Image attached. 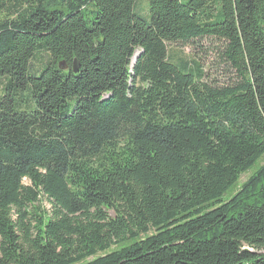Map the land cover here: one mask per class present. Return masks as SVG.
<instances>
[{"label": "trees", "instance_id": "1", "mask_svg": "<svg viewBox=\"0 0 264 264\" xmlns=\"http://www.w3.org/2000/svg\"><path fill=\"white\" fill-rule=\"evenodd\" d=\"M262 156L264 0H0V264H264Z\"/></svg>", "mask_w": 264, "mask_h": 264}, {"label": "rangeland", "instance_id": "2", "mask_svg": "<svg viewBox=\"0 0 264 264\" xmlns=\"http://www.w3.org/2000/svg\"><path fill=\"white\" fill-rule=\"evenodd\" d=\"M219 42L214 39L200 40L192 45L189 44H172L168 46L170 57L173 60L181 61H196L204 69L205 74L209 79L224 83L228 80L231 74L226 67L222 65L219 58L218 47ZM41 59V58H39ZM31 67L38 68L39 63L36 60L31 61ZM264 164V156L253 166V168L242 175L237 184L227 193L223 200L232 197L240 188V186L260 167ZM43 206L48 209V204L43 203ZM264 255V249L257 251ZM107 253V252H106ZM102 255V254H99Z\"/></svg>", "mask_w": 264, "mask_h": 264}, {"label": "water", "instance_id": "3", "mask_svg": "<svg viewBox=\"0 0 264 264\" xmlns=\"http://www.w3.org/2000/svg\"><path fill=\"white\" fill-rule=\"evenodd\" d=\"M78 68H79V66H78V65L76 64V62L74 61L73 65H72V72H73L74 74H76V73L78 72ZM59 69L62 70V71H64V70L66 69V67L63 65V63H61V64L59 65Z\"/></svg>", "mask_w": 264, "mask_h": 264}]
</instances>
